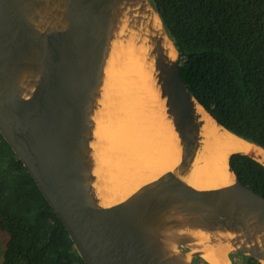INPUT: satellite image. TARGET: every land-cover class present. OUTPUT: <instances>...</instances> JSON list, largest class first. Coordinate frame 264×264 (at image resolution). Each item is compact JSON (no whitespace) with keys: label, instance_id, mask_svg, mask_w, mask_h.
Listing matches in <instances>:
<instances>
[{"label":"water","instance_id":"obj_1","mask_svg":"<svg viewBox=\"0 0 264 264\" xmlns=\"http://www.w3.org/2000/svg\"><path fill=\"white\" fill-rule=\"evenodd\" d=\"M114 3L0 0V135L60 220L84 264H184L185 254H189L188 264L194 258L205 261L183 241L177 244V256L162 252L165 226H158L156 219L174 212L188 224L193 219L208 230L247 232L251 219L264 225V199L239 182L229 158L234 182L224 188L199 191L168 172L114 206L96 207L91 200L87 184L91 116L100 98ZM156 69L182 144L183 169L201 125L193 114L194 103L206 111L181 79L178 53L173 64L157 60ZM25 91L26 98L21 95ZM230 255L250 257L260 264L264 260V251L255 256L239 249L228 254L229 261Z\"/></svg>","mask_w":264,"mask_h":264},{"label":"bare ground","instance_id":"obj_2","mask_svg":"<svg viewBox=\"0 0 264 264\" xmlns=\"http://www.w3.org/2000/svg\"><path fill=\"white\" fill-rule=\"evenodd\" d=\"M52 23L59 24L55 17ZM109 39L98 86L100 98L91 116L87 184L96 207L124 202L168 172L199 191L230 186L234 176L228 158L234 153L249 155L264 166L261 149L226 132L194 103L193 114L201 125L188 165L180 168L182 144L167 112L156 69L157 60L173 64L177 53L146 0H115ZM26 92L21 94L24 98ZM156 220L158 226H165L162 252L171 257L177 256V244L182 241L209 264H230L228 254L239 249L255 256L264 251V225L253 219L247 232L208 230L193 219L188 224V219L174 212ZM182 261L188 264L189 254Z\"/></svg>","mask_w":264,"mask_h":264},{"label":"trees","instance_id":"obj_3","mask_svg":"<svg viewBox=\"0 0 264 264\" xmlns=\"http://www.w3.org/2000/svg\"><path fill=\"white\" fill-rule=\"evenodd\" d=\"M148 1L175 46L190 94L219 125L264 150V0ZM229 166L264 199L263 166L239 154ZM0 231L8 236L2 264H84L1 135ZM193 264L207 263L194 258Z\"/></svg>","mask_w":264,"mask_h":264},{"label":"rangeland","instance_id":"obj_4","mask_svg":"<svg viewBox=\"0 0 264 264\" xmlns=\"http://www.w3.org/2000/svg\"><path fill=\"white\" fill-rule=\"evenodd\" d=\"M8 241V236L4 232L0 231V264L3 262V254ZM232 259V260H231ZM230 259L231 264H242L244 260L237 256Z\"/></svg>","mask_w":264,"mask_h":264}]
</instances>
